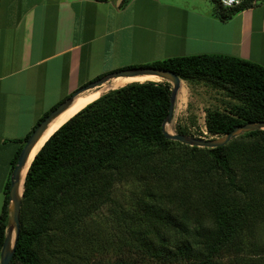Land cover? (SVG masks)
<instances>
[{
	"label": "trees",
	"instance_id": "obj_1",
	"mask_svg": "<svg viewBox=\"0 0 264 264\" xmlns=\"http://www.w3.org/2000/svg\"><path fill=\"white\" fill-rule=\"evenodd\" d=\"M135 68L170 71L190 85L204 84L225 95L223 111L205 110L210 135L225 136L237 126L264 122L263 66L197 55L122 70ZM170 95L166 83L123 86L87 105L47 139L25 176L10 264H264V238L256 244L251 236L257 225L264 226V216L255 215L264 197L249 195L239 181L243 177L264 186V130L213 149L182 145L162 131ZM124 176L139 186L132 206H119L116 212L122 224L129 214L132 225L125 226L130 236L120 240L109 259H98L91 232L76 220L92 216ZM9 186L0 213V251L8 226ZM247 250L255 262L239 260Z\"/></svg>",
	"mask_w": 264,
	"mask_h": 264
},
{
	"label": "crops",
	"instance_id": "obj_2",
	"mask_svg": "<svg viewBox=\"0 0 264 264\" xmlns=\"http://www.w3.org/2000/svg\"><path fill=\"white\" fill-rule=\"evenodd\" d=\"M0 0V213L20 142L92 68L224 55L264 67V0ZM234 10V9H233ZM103 70V71H102ZM93 78V79H92Z\"/></svg>",
	"mask_w": 264,
	"mask_h": 264
},
{
	"label": "rangeland",
	"instance_id": "obj_3",
	"mask_svg": "<svg viewBox=\"0 0 264 264\" xmlns=\"http://www.w3.org/2000/svg\"><path fill=\"white\" fill-rule=\"evenodd\" d=\"M99 68L100 66L98 64L92 68L91 75L93 78L102 73V75L105 76L106 74L122 70V68L126 67L112 68V70L108 72H106L108 67L103 69L105 72H100L101 69L99 70ZM96 78L91 80L89 83L95 81ZM181 82L183 83V89H185V91L181 92V89L179 88L177 92L173 118L166 124V132L169 133L167 130L169 128V130H171L170 134H179L189 138L203 139L207 141L222 139L223 136H213L208 134L205 126V110L217 109L223 111L225 106L224 102H227L225 95L216 92L204 84L198 83L190 85L184 81ZM156 83L169 84L170 90H172L173 85L165 80L160 79V81ZM79 89H81V87ZM88 91H85L84 93ZM110 91L112 90L105 92L103 95ZM245 134L247 133L241 134L232 140H237L239 144V141L245 140L243 137ZM239 181L245 190L249 192V195L258 199L264 197V186L257 184L255 181H251V179H245L243 177H239ZM138 187L139 186L136 185V182L129 179L128 176L122 177L111 190L110 199L101 205L92 216L90 215L85 217V220L82 223V215H80L78 220H76L78 226L81 224V226L85 227L87 231L91 232L90 245L93 253L97 255L98 259L103 257L109 259L112 254L118 251V247L122 245L120 240H123L128 234L130 236L129 232L128 234L126 233L127 226H125L126 224L132 225L129 214L124 215V224H122L121 219L119 215H116V212L120 208L119 206L128 208L132 206L134 202V195L137 193ZM257 212L258 214L255 215L264 216V206L257 210L256 213ZM124 227H126L125 230ZM263 227L264 226L262 224H259L256 226V229L251 232V236L255 240L256 244L262 243V239L264 238ZM12 232L13 228L8 234L10 235ZM60 237H63V233L60 234ZM239 260L256 261L253 255H249L248 250L240 256Z\"/></svg>",
	"mask_w": 264,
	"mask_h": 264
},
{
	"label": "water",
	"instance_id": "obj_4",
	"mask_svg": "<svg viewBox=\"0 0 264 264\" xmlns=\"http://www.w3.org/2000/svg\"><path fill=\"white\" fill-rule=\"evenodd\" d=\"M145 75H153V76L159 77L160 79L165 80L173 85L172 90H171V95H170V106L168 109V115L162 124L163 135L166 139L176 141V142H179L180 144L187 145L190 147L213 149V148L225 146L229 141L238 137L241 134L264 130V122L247 123L242 126H237L232 132L223 136L222 139L213 140V141L189 138V137L179 135V134H170L166 132L165 128H166V124L169 123L173 118L176 95L180 88V83H181V80L179 79L178 76H176L174 73L170 71L156 69V68L123 69V70H119L116 72L106 74L105 76L79 89L71 97L63 101L61 104H59L54 110H52V112L49 113V115L46 118H44V120H42L36 126V128L33 130V132L30 134V136L26 140L18 156L17 163L14 169L12 170L11 177H10V186H9V192H8V199H9L8 226H7V230H6L7 232L5 234V238L3 241V245L0 251V264H10L11 259L14 254V247H15L18 234L20 231L19 216H20L21 199H22L23 191H22L21 197L19 198L18 197V186L20 182L19 176H20L21 170L27 161V158L31 152V149L33 148L34 144L36 143L38 138L41 136V134L45 131L50 121L54 119L57 115L62 113L76 97H78L85 91L96 89L100 87L101 85L105 84L106 82L112 79L118 78V77H137V76H145ZM12 228H14V231H15V238H14L12 247L10 248V238L8 237V233L11 231Z\"/></svg>",
	"mask_w": 264,
	"mask_h": 264
},
{
	"label": "bare ground",
	"instance_id": "obj_5",
	"mask_svg": "<svg viewBox=\"0 0 264 264\" xmlns=\"http://www.w3.org/2000/svg\"><path fill=\"white\" fill-rule=\"evenodd\" d=\"M160 78L153 76V75H145V76H137V77H118L115 79H112L105 84L101 85L98 89H93L91 91H88L86 93H83L76 97L70 105L59 115H57L54 119L50 121L48 126L46 127L45 131L41 134V136L38 138L36 143L34 144L33 148L31 149V152L27 158V161L24 165V167L21 170L19 179V186H18V197H21L23 186H24V180L27 173V170L34 158V156L38 153L40 148L43 146V144L47 141V139L66 121H68L70 118H72L75 114H77L80 110L85 108L90 103L96 101L98 98H100L105 92L109 90H114L121 88L123 86L132 84V83H145V82H159ZM180 91L183 92L185 89H183V83L181 82ZM167 126V125H166ZM170 133L171 130L169 128L167 129ZM8 237L10 238V248L12 247L14 238H15V231L13 228L12 234H8Z\"/></svg>",
	"mask_w": 264,
	"mask_h": 264
},
{
	"label": "built area",
	"instance_id": "obj_6",
	"mask_svg": "<svg viewBox=\"0 0 264 264\" xmlns=\"http://www.w3.org/2000/svg\"><path fill=\"white\" fill-rule=\"evenodd\" d=\"M219 6L224 10H232L240 7L244 0H216ZM247 1V0H245Z\"/></svg>",
	"mask_w": 264,
	"mask_h": 264
},
{
	"label": "flooded vegetation",
	"instance_id": "obj_7",
	"mask_svg": "<svg viewBox=\"0 0 264 264\" xmlns=\"http://www.w3.org/2000/svg\"><path fill=\"white\" fill-rule=\"evenodd\" d=\"M84 87V86H83ZM83 87H81V88H83Z\"/></svg>",
	"mask_w": 264,
	"mask_h": 264
}]
</instances>
